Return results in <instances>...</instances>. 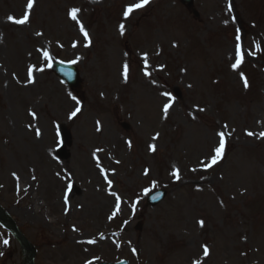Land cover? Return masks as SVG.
<instances>
[{"label": "rangeland", "instance_id": "rangeland-1", "mask_svg": "<svg viewBox=\"0 0 264 264\" xmlns=\"http://www.w3.org/2000/svg\"><path fill=\"white\" fill-rule=\"evenodd\" d=\"M139 2L0 0V206L35 264H264V0Z\"/></svg>", "mask_w": 264, "mask_h": 264}, {"label": "snow or ice", "instance_id": "snow-or-ice-1", "mask_svg": "<svg viewBox=\"0 0 264 264\" xmlns=\"http://www.w3.org/2000/svg\"><path fill=\"white\" fill-rule=\"evenodd\" d=\"M148 3H149V0H141V2H139V3L130 4L129 6H127V8L124 11V17L127 18L134 10L140 9V8L144 7L145 5H147ZM33 4H34V0H28L27 8L29 10L32 9ZM79 11L80 10L77 9V8L71 9L70 12H69L70 17L73 20H76L77 19V13ZM28 18H29L28 13H25L21 19H14L11 16L8 17L9 20H12L14 23H17V24L26 23L28 21ZM120 29H121V34H123V30H124V25L123 24L120 25ZM81 31L82 32L84 31L82 25H81ZM37 35H41V33H37ZM84 35H85V37H87V35H88L87 32H84ZM236 39H237V41H239L240 40V36L238 35L236 37ZM237 55H238L239 59L237 60L236 64L232 65V67L234 69L237 68L239 66V64L242 63V61H243V55H242V53L240 51V45L239 44H237ZM43 56H44V58L46 60L50 59L49 53L47 51H44ZM49 66H51V65H49ZM127 71H128V66L125 65L124 66L125 78H127ZM28 77H29L30 80L32 79V68H29ZM245 87H248V83H247L246 79H245ZM170 107H171V105L166 103L164 105L163 111L165 113H167ZM79 111H80V109L77 108L76 111L71 113V115L69 116V119H71L72 117L76 116L77 112H79ZM32 115H33V117H35V113H32ZM36 134L38 136L40 135L39 130H37ZM218 135L220 137L219 147L214 149L215 155L212 156V158H211V163L212 164L217 163L218 160L220 158H222V155H223V152H224V148H225V139L224 138H225L226 133L225 132H220V133H218ZM247 135L252 136L253 133L252 132H248ZM259 135H260L261 138H264V132H261ZM173 175L176 176L177 179L179 178L178 172H174ZM109 183H111V182H109ZM147 192H148V190L146 189L145 193L147 194ZM118 208H119V201H117V209ZM200 224H201V226H203V221H200ZM89 242L90 243H94L95 241H89ZM4 243L7 244L8 241L5 240ZM208 254H209V249L207 248V246H204V255L207 256ZM88 264H91V262L89 261ZM194 264H200V261L199 260L194 261Z\"/></svg>", "mask_w": 264, "mask_h": 264}, {"label": "water", "instance_id": "water-1", "mask_svg": "<svg viewBox=\"0 0 264 264\" xmlns=\"http://www.w3.org/2000/svg\"><path fill=\"white\" fill-rule=\"evenodd\" d=\"M182 2H187L188 6L192 4V0H181ZM52 71L62 79L63 82L67 83L68 86L72 88H77L79 86V78L77 69L72 65L58 64L55 63L52 66ZM165 195L164 191H158L148 197V204L155 205L160 202ZM0 222L7 227L11 232H13L16 238L20 241L21 245H26L30 252V259L32 262V246L31 244L24 238V236L17 230L15 225L3 214L0 209ZM118 264H127L126 262H121Z\"/></svg>", "mask_w": 264, "mask_h": 264}, {"label": "bare ground", "instance_id": "bare-ground-1", "mask_svg": "<svg viewBox=\"0 0 264 264\" xmlns=\"http://www.w3.org/2000/svg\"><path fill=\"white\" fill-rule=\"evenodd\" d=\"M48 163H50V162H48ZM50 164H51V163H50ZM50 164H49V166H50ZM67 190H69V187L65 186V187H64V190H62L63 195L67 196L69 193L72 195V194L74 193V191H75L74 189L69 190V191H67ZM65 196H64V197H65ZM65 199H66V197H65ZM107 200H108V202H110V201L112 202V199H111L110 197H108V199L104 200V203H103L104 207H105L106 204H107ZM113 203L116 204L115 201H113ZM93 246H95V245H93Z\"/></svg>", "mask_w": 264, "mask_h": 264}]
</instances>
